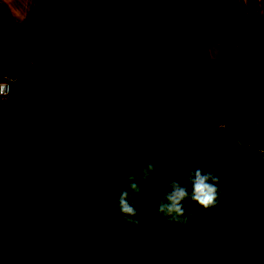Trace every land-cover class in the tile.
<instances>
[{"label":"trees","instance_id":"1","mask_svg":"<svg viewBox=\"0 0 264 264\" xmlns=\"http://www.w3.org/2000/svg\"><path fill=\"white\" fill-rule=\"evenodd\" d=\"M42 1L50 9L41 31L57 54L78 59L80 71L107 64L104 79L117 78L131 91L110 115L114 133L127 137L135 157L156 164L165 192L170 180L202 168L219 175L221 194L208 209L188 201L195 214L186 226L175 222L173 250L166 249L139 193L140 225L124 223L118 193L127 187L85 161L61 183L57 159L34 139L33 123L0 113V224L8 250L0 262L264 264V161L246 149L264 150V126L258 130L228 103L199 0H181L186 28L170 22L168 0ZM191 38L195 52L188 44L175 56L165 51L170 41ZM86 118L60 121L57 136L93 140Z\"/></svg>","mask_w":264,"mask_h":264},{"label":"rangeland","instance_id":"2","mask_svg":"<svg viewBox=\"0 0 264 264\" xmlns=\"http://www.w3.org/2000/svg\"><path fill=\"white\" fill-rule=\"evenodd\" d=\"M168 2L167 14L170 22L186 28L184 3L181 0ZM199 3L209 53L219 60L222 70L221 86L225 97L246 121L261 130L264 126V0H199ZM183 44L190 45L195 52L192 38L170 41L165 45V51L168 55L175 56L176 49ZM54 55L42 67L48 69L53 63L52 69L60 77H74L84 86L76 111H70L63 106L64 116L60 120L73 123L86 116L93 125V140L83 141L68 135L59 138L56 129L60 115L57 114L54 115L52 124L44 117L41 120L34 111H29L30 117L23 116L25 119L21 120L36 124L32 132L34 139L46 153L57 159V178L61 183L68 181L76 165L85 161L98 166L116 183L128 188L129 177L134 174L139 177L149 162L132 154L125 135L114 133L110 115L118 100L132 97L131 91L123 88L117 78L104 79L108 71L107 64L80 71L78 59ZM102 98L106 99L103 107L98 110L87 108L88 111L85 112L87 102ZM246 149L258 160L264 161V150L261 147L247 144ZM137 183L141 188L139 194L159 228L164 247L173 250L172 239L176 223L169 222V218L162 217L157 211V205L166 194L157 169L147 180L138 179ZM1 230L0 224V252L5 256L8 250L2 240ZM0 264H6L5 260L2 259ZM89 264L100 263L93 261ZM104 264H124V261L117 258Z\"/></svg>","mask_w":264,"mask_h":264},{"label":"crops","instance_id":"3","mask_svg":"<svg viewBox=\"0 0 264 264\" xmlns=\"http://www.w3.org/2000/svg\"><path fill=\"white\" fill-rule=\"evenodd\" d=\"M48 9L42 0H0V74L12 79L11 93L0 97V113L25 119L23 116L30 117L29 111H34L52 124L55 114L61 121L63 106L76 111L84 86L74 77H60L52 69L53 63L48 69L42 67L54 54L59 55L49 35L41 31Z\"/></svg>","mask_w":264,"mask_h":264},{"label":"clouds","instance_id":"4","mask_svg":"<svg viewBox=\"0 0 264 264\" xmlns=\"http://www.w3.org/2000/svg\"><path fill=\"white\" fill-rule=\"evenodd\" d=\"M155 170V163H147L140 176L131 175L128 188L118 193V211L124 217V223L140 225V221L135 218L138 216V209L135 206V194L141 191L137 180H147ZM219 182L220 177L217 173L205 172L202 168H192L182 181L178 179L170 180L168 185L170 190L161 198L157 205V211L162 217L169 218V222L174 221L186 226L190 217L195 214L186 207V203L191 201L204 209L217 206L221 194L218 187ZM189 188L191 191H189Z\"/></svg>","mask_w":264,"mask_h":264},{"label":"built area","instance_id":"5","mask_svg":"<svg viewBox=\"0 0 264 264\" xmlns=\"http://www.w3.org/2000/svg\"><path fill=\"white\" fill-rule=\"evenodd\" d=\"M11 77L0 74V97L7 96L11 93Z\"/></svg>","mask_w":264,"mask_h":264}]
</instances>
